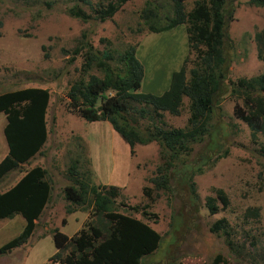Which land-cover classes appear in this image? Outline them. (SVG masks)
Here are the masks:
<instances>
[{
    "label": "rangeland",
    "instance_id": "1",
    "mask_svg": "<svg viewBox=\"0 0 264 264\" xmlns=\"http://www.w3.org/2000/svg\"><path fill=\"white\" fill-rule=\"evenodd\" d=\"M115 1L0 0V94L42 88L50 95L47 141L33 158L0 179V194L36 166L46 171L51 189L28 242L0 254V264H59L51 260L57 251L53 231L58 228L74 236L101 219L95 211L93 194L88 195L84 206L66 199L65 187H78L79 182L90 187L118 186L121 195L116 199L117 210L142 220L159 234L158 247L140 264H264V133L254 138L249 126L235 116L234 106L241 100L231 92L229 83L264 72V60L259 57V52L264 55V41L259 44L256 38L264 30V7L236 0L229 27L233 46L227 50L228 81L215 99L217 113L228 125L223 136L228 154L194 177L198 203L191 201L186 185L175 182V195L169 203L167 193L154 194L150 181L160 163L156 142L137 144L132 152L108 121H87L69 104L68 90L75 81L104 76L95 67H84L85 50L80 47L83 33L100 50L106 45L116 51L136 46L137 58L144 66L140 92L162 94L170 86L172 72L182 65L189 72L194 66L196 54L188 45L186 24L152 32L142 18L147 0H129L112 18H96V9ZM150 1L158 6L162 17L173 15V0ZM195 1L185 0L186 12ZM75 5L92 18L83 21L71 16L69 10ZM189 107L186 97L179 115L163 112L167 126L185 128ZM5 125L6 116L0 112V160L8 153ZM204 147H197L196 153ZM218 189L227 195V206L218 197ZM210 198L218 208L215 214L208 206ZM68 206L73 208L72 213L67 212ZM251 209H258L259 214L252 215ZM218 221L228 234L212 230ZM25 224L21 214L0 219V247L18 236Z\"/></svg>",
    "mask_w": 264,
    "mask_h": 264
},
{
    "label": "trees",
    "instance_id": "2",
    "mask_svg": "<svg viewBox=\"0 0 264 264\" xmlns=\"http://www.w3.org/2000/svg\"><path fill=\"white\" fill-rule=\"evenodd\" d=\"M128 1L116 0L96 9V18L101 21L112 18ZM173 1V15L162 17L158 6L147 0L142 18L149 30L155 33L187 25L188 45L196 54L194 66L189 72L185 65L172 72L170 86L162 94L140 92L144 66L137 58L136 46L127 45L122 51H116L106 45L100 50L83 33L80 47L85 50L84 67L86 70L95 67L104 76L91 75L87 82L75 81L68 90V97L71 109L85 120L108 121L132 152L137 144H158L160 163L150 179L154 194L167 193L170 203L171 196L175 195V182L186 185L191 201L198 203L194 177L228 154V145L223 140L228 125L217 113L215 99L228 81L225 71L227 50L233 46L229 27L234 19L236 0H196L189 12L185 11V0ZM248 2L264 7V0ZM69 14L83 21L92 18L79 5L72 7ZM256 38L259 44L262 43L264 30L258 32ZM259 57L264 60L261 52ZM229 83L232 85L231 92L241 100V103L235 104L234 114L249 126L252 136L256 138L264 133V72L238 82L230 80ZM109 90L114 94L107 95ZM186 97L190 100L188 125L185 128L168 127L163 112L179 115ZM49 98V92L42 88H25L0 94V112L6 116L4 136L8 147V153L0 161V179L33 158L47 141L46 111ZM203 145V150L196 153L197 147ZM50 190L46 171L36 166L14 187L0 194V219L21 214L26 222L18 236L0 247V254L9 253L28 242L49 200ZM64 193L66 199L77 206H84L88 195L93 194L95 211L101 219L98 223H89L87 228L74 236L56 228L53 239L57 251L51 257L54 262L140 264L144 256L158 247L160 236L150 225L117 210L116 199L121 195L118 186L90 187L79 182L78 187L67 185ZM217 195L224 206L229 204L222 189L217 190ZM149 197L153 199L154 196L150 194ZM208 206L212 214L217 212L212 198ZM73 211L68 206L67 212ZM251 211L252 215L259 214L258 209ZM212 230H223L228 234L221 221L216 222Z\"/></svg>",
    "mask_w": 264,
    "mask_h": 264
},
{
    "label": "crops",
    "instance_id": "3",
    "mask_svg": "<svg viewBox=\"0 0 264 264\" xmlns=\"http://www.w3.org/2000/svg\"><path fill=\"white\" fill-rule=\"evenodd\" d=\"M1 161V160H0Z\"/></svg>",
    "mask_w": 264,
    "mask_h": 264
}]
</instances>
